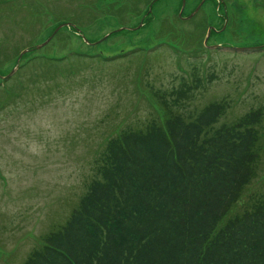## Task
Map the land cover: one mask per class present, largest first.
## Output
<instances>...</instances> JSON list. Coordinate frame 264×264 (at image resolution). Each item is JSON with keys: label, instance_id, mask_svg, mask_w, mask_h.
I'll return each mask as SVG.
<instances>
[{"label": "rangeland", "instance_id": "rangeland-1", "mask_svg": "<svg viewBox=\"0 0 264 264\" xmlns=\"http://www.w3.org/2000/svg\"><path fill=\"white\" fill-rule=\"evenodd\" d=\"M147 1L15 0L4 5L0 43L6 42L11 54L28 49L34 39L38 27L32 29L28 21L37 10L50 22L41 16L44 30L36 45L58 20L68 26L31 57H70L33 61L6 82L0 79V102L6 99L0 106V264H24L38 241L63 225L85 192L96 149L107 137L151 118L155 108L143 88L170 90L195 73L202 87L189 111L223 99L227 112L218 125L264 107V0H205L190 18L185 17L202 0H185L183 18L178 15L182 0H158L144 19L130 10L145 12ZM14 3L17 10L11 11ZM164 21L177 34L197 32L201 43L212 27L207 42L212 48L186 54L159 45L155 36ZM201 24L205 30H197ZM77 52L97 58L74 57ZM43 67L47 77L58 80L44 76L37 82L34 75L46 71ZM261 131L264 149V119ZM258 174L263 178L253 182V192L264 187V152Z\"/></svg>", "mask_w": 264, "mask_h": 264}, {"label": "trees", "instance_id": "trees-1", "mask_svg": "<svg viewBox=\"0 0 264 264\" xmlns=\"http://www.w3.org/2000/svg\"><path fill=\"white\" fill-rule=\"evenodd\" d=\"M14 1L0 0V17L4 5ZM157 1H147L145 12H135L134 6L130 10L144 19L152 14L148 6ZM16 7L12 4L11 11ZM34 12L28 23L38 27L37 33L24 47L30 50L21 57L18 71L33 61L70 57H31L44 30L41 16L46 19ZM177 33L164 21L155 39L186 54L204 48L197 32ZM9 48L0 43L2 76L20 54ZM75 56L97 58L80 52ZM42 71L34 75L37 82L44 76L58 80L47 77L48 68ZM201 81L193 73L190 82L183 80L170 90L143 88L155 113L144 125L119 129L98 146L92 177L77 205L63 225L40 239L24 264H264V187L251 191L253 182L263 178L258 171L264 107L218 125L227 112L223 99L189 111Z\"/></svg>", "mask_w": 264, "mask_h": 264}, {"label": "water", "instance_id": "water-1", "mask_svg": "<svg viewBox=\"0 0 264 264\" xmlns=\"http://www.w3.org/2000/svg\"><path fill=\"white\" fill-rule=\"evenodd\" d=\"M205 0H202L200 3H199V5L197 6V8L187 17V18H190V17H192L197 11H198V9L201 7V5L203 4V2H204ZM184 4H185V0H182V6H181V10H180V12H179V16L181 15V12H182V9H183V7H184ZM65 26H68V23H63V24H61V25H59L54 31H53V33L44 41V42H42L41 44H38V45H36L35 47H34V49H40V48H42V47H44L46 44H48V42L53 38V36L55 35V33L60 29V28H62V27H65ZM139 26H141V24L139 25ZM211 29H212V27H210L209 29H208V31H207V34H206V37H205V39H204V45L205 46H207V40H208V37H209V35H210V32H211ZM86 41V40H85ZM207 47H209V46H207ZM209 48H212V47H209ZM29 51V49H25V50H23L21 53H20V55H19V58H18V61L20 60V58H21V56L23 55V54H25L26 52H28ZM16 69H17V66H15L12 70H11V72L7 75V76H5V77H9L10 75H12L15 71H16ZM5 77H1V78H5Z\"/></svg>", "mask_w": 264, "mask_h": 264}]
</instances>
